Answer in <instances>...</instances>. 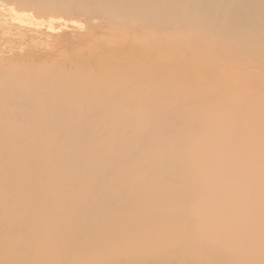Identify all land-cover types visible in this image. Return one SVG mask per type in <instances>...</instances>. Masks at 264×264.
Segmentation results:
<instances>
[{"label": "bare ground", "instance_id": "1", "mask_svg": "<svg viewBox=\"0 0 264 264\" xmlns=\"http://www.w3.org/2000/svg\"><path fill=\"white\" fill-rule=\"evenodd\" d=\"M234 73L264 76V0H0V264H264V110L211 128Z\"/></svg>", "mask_w": 264, "mask_h": 264}, {"label": "rangeland", "instance_id": "2", "mask_svg": "<svg viewBox=\"0 0 264 264\" xmlns=\"http://www.w3.org/2000/svg\"><path fill=\"white\" fill-rule=\"evenodd\" d=\"M234 74L236 75V73H234ZM234 74H232V75L234 76ZM230 75H228L229 77L226 79L227 81L225 82V85L227 84V87H228V85H230V86L234 85L235 86L237 84L239 85L240 83L242 85L243 81H244L243 84H245V82H246V84H245L246 87H247V85H248V87L250 86L249 84H247V82L248 83L250 82V84L255 82V84H252L253 85L252 87H254V86L256 87L257 85L264 86V84L263 85L261 84V82H263L264 76H260V75L258 76L257 75L258 77L257 76L255 77V76H252V75H250V76L249 75H241V76L239 75L240 77H242V76L244 77V78H240V77H237L238 75H236V77H232ZM224 79H225V77L223 78V80ZM254 79L256 81H254ZM257 80H259V82ZM260 80H262V81H260ZM251 81H254V82L251 83ZM257 82H258V84H257ZM220 83H222L221 80H220ZM220 83L218 82V84H220ZM225 85L224 84L223 85L220 84L219 87H222V86L224 87ZM234 86H232V87H234ZM242 87H243V85H242ZM242 87H239V88H241L240 90L244 91V92L239 91V94H242V95H238V97H240V96H242V97L235 98V99L230 98V100L227 99L228 101L226 100V102L222 103L223 107H220V110L222 111L223 108H224L223 111L227 110L228 114L225 111L227 116H226L225 113H223V116H225V117L222 116L221 117V119L223 118L222 120L218 119L217 121L212 123L213 125L211 126V128H213L214 131H218L219 133L220 132L227 133L229 131L233 132V130L234 131L235 130L238 131L239 129H241V130H246L247 128L249 129L255 123L253 117L255 118V121H256V119L258 118L259 112L261 110H264V98H263V100H262V98H258L257 99L258 95L257 96L254 95L255 97L253 96L252 97L253 99L250 97L251 101H249L250 99L248 100V96L244 95V97L245 96L246 97H245L244 100L242 99L243 98V94L245 93V88H246V87H244V89H242ZM252 87L251 86L249 87L250 90L253 89ZM246 92H247V89H246ZM215 98H216V96H215ZM215 98L213 99V101H217V99H215ZM239 100H243V101H240L241 104H243L242 102L246 103L247 101H249V102H247L249 104V105L247 104L248 105L247 107L250 106L249 107L250 109L248 108L249 112L245 113L242 116L239 115L238 111L236 113L234 112L235 109H236V108L234 109V107L238 106V105H236V103L238 102L240 104ZM222 105H220V106H222ZM232 112H233V115L230 114ZM250 113L251 114L253 113L255 116L258 113V115H257V117H255V116H251ZM260 113H262V112H260ZM260 115L263 117V114H260ZM261 116H259V117H261ZM259 121L257 120V122H259ZM263 121H262V123L260 121L262 126L264 125ZM260 123H258V124L260 125ZM262 128H264V127H262ZM234 139L235 140L232 139V142H234L233 145H230L228 143V139L226 140V138H225V139H223L221 141L220 145H216L215 148L210 150V151H212L211 153H213L214 155H217V156L221 157V159L223 161V164H224V166H223V168L221 170H219V171H217L215 173H205V172L198 173V175H196L194 177H196L198 179H208L209 177H212L214 180L219 182L220 188H224L225 187L224 184L227 183L228 180H233L234 182L240 180L241 177H240V168H239V166L242 168V164H241V162L239 160H236V156H238L239 154H242L243 152H246L249 149L250 141L248 139H243V138H234ZM262 139H264V136L261 137L260 140H262ZM260 140L257 139L256 141L260 142ZM259 142L254 147L253 152L255 154L260 152L258 154H261V156H264V143H263L264 141H261L262 143H260V144H259ZM230 153L232 154L231 157H230ZM229 161H230V165H229L228 168H226L225 164H226V162L228 163ZM257 181H260V180L252 178V177L247 178L244 186L242 187V190L244 189V187L247 186L248 183H255ZM246 190L248 192L250 191L248 188ZM208 192H209V187L208 186L199 185V189H197L195 194H197L198 196H201L202 198H205L206 196H208V194H209ZM235 211H238V210H235ZM105 225L108 226L109 224H105ZM196 232L203 238L212 236L211 227L207 226L205 222H202L201 226H199V228L196 230ZM164 234H165V232L161 231L160 233H158L156 235H157L158 238L162 239ZM106 255H109V253H106Z\"/></svg>", "mask_w": 264, "mask_h": 264}]
</instances>
